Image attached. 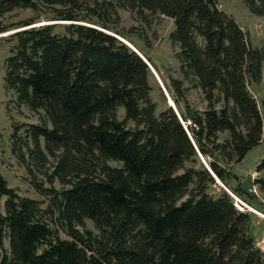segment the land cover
<instances>
[{
    "label": "trees",
    "instance_id": "obj_1",
    "mask_svg": "<svg viewBox=\"0 0 264 264\" xmlns=\"http://www.w3.org/2000/svg\"><path fill=\"white\" fill-rule=\"evenodd\" d=\"M39 2L68 8L54 20L70 23L60 33L30 18L11 35L5 90L16 109L44 114L39 123L14 125L11 145L30 172L62 188L32 180L43 200L20 196L0 164V264H264L253 215L230 194L207 191L214 176L226 183L230 171L219 159L211 170L186 167L214 152L235 165L264 143V102L260 108L251 91L264 80V48L250 44L219 0L109 2L173 20L169 39L184 80L207 102L185 127L172 107L156 114L147 61L109 33L102 6L81 17V0H0V20L16 9L38 12ZM245 3L264 17V0ZM184 80L172 81L176 103L185 101ZM256 172H264V154ZM263 182L255 184L264 190Z\"/></svg>",
    "mask_w": 264,
    "mask_h": 264
},
{
    "label": "rangeland",
    "instance_id": "obj_2",
    "mask_svg": "<svg viewBox=\"0 0 264 264\" xmlns=\"http://www.w3.org/2000/svg\"><path fill=\"white\" fill-rule=\"evenodd\" d=\"M109 2H114V0H81L80 4L82 6L75 11V14L87 17L90 13V8L96 7V5L102 6L101 10L98 9L102 16H106L105 22L112 27L109 33L128 42L145 58L149 67V84L152 88L151 98L156 104V114L171 106L181 118L182 114L187 116L186 111L188 109L192 112H202L207 107L204 95L199 87H195L189 81L184 80L180 63L176 56L179 48L174 46L169 39L170 32L174 29L173 20L149 12L137 14L126 9H120L114 4V6H110ZM39 7L40 11L38 12L30 8L16 9L0 20V27H7L6 31L0 32V164L5 179L10 187L16 189L20 196L43 200V197L34 190L31 184L32 180L41 182L45 187L61 189L62 186L58 180L50 181L43 172H39L36 169L30 172L27 166L20 162L12 153L11 134L14 131V125L22 127L25 124L39 123L44 114L43 112L39 114L32 113L26 107H22L20 110L13 107L11 103L12 95L7 93L4 87L5 59L9 56L11 48L16 43L15 40H10V38L13 33L23 29L20 26L21 22L34 18L36 20L34 26L56 24V31L60 33L70 23L68 21L54 20V18L58 17L60 11L69 10L59 3L39 2ZM219 7L236 19L247 32L252 46L264 48V17L252 14L246 6L245 0H219ZM104 10L107 12L106 14H104ZM83 23L89 24L88 22ZM148 42L150 44L149 48L147 46ZM175 79L184 80L182 88H184L185 101L179 100L178 103L175 102L177 95L172 84ZM251 91L257 99L260 108H262V103L264 102V80L259 85L252 86ZM170 98L174 105L169 104ZM8 106L11 108L10 112L7 110ZM182 121L186 127L191 125L190 120L185 121L182 119ZM228 138L229 134L225 132L220 134L219 140L224 142ZM263 154L264 143H261L253 148L243 161L235 165H226L220 158H217V152H214V154L209 155L199 154L196 160L193 163H187L186 167L194 166L197 169L206 168L211 170L209 163L219 159L220 165L227 168L230 171L228 174H232V177L227 178L226 183L215 179V183L208 186V193L217 197L223 192L228 194L229 191L238 192L239 185L249 176H252L254 181L260 178L264 181V173L256 172V166ZM256 193L255 198H258L259 195L264 198V190H261V184H256ZM240 196L256 210L253 201L248 196L245 194H240ZM4 200L2 203H4ZM45 205L43 204L44 207ZM251 214L264 218V214L260 212H251ZM86 227L95 230L91 221L86 222ZM61 236L65 237L64 234H61Z\"/></svg>",
    "mask_w": 264,
    "mask_h": 264
},
{
    "label": "built area",
    "instance_id": "obj_3",
    "mask_svg": "<svg viewBox=\"0 0 264 264\" xmlns=\"http://www.w3.org/2000/svg\"><path fill=\"white\" fill-rule=\"evenodd\" d=\"M229 194L232 196V198L234 200L235 206L240 211L250 212V213L251 212L252 213L258 212L248 202H246L239 194H237L235 192H231V191H229ZM254 246H255L256 249H258L262 253V255L264 257V232H261L260 234H258L255 237V239H254Z\"/></svg>",
    "mask_w": 264,
    "mask_h": 264
},
{
    "label": "water",
    "instance_id": "obj_4",
    "mask_svg": "<svg viewBox=\"0 0 264 264\" xmlns=\"http://www.w3.org/2000/svg\"><path fill=\"white\" fill-rule=\"evenodd\" d=\"M121 41H123L125 44H127L129 47H131L134 51L137 52V50H135L128 42L120 39ZM138 53V52H137ZM173 107V106H171ZM174 109V108H173ZM176 111V110H175ZM187 113V117L189 118V120H191L193 118V112L188 109L186 111ZM179 118L181 119L182 121V118L181 116L179 115ZM215 179L219 180L216 176H214ZM239 190L245 194L246 196L250 197V198H255L257 193H256V184H255V181L253 179L252 176H249L247 177L240 185H239Z\"/></svg>",
    "mask_w": 264,
    "mask_h": 264
},
{
    "label": "crops",
    "instance_id": "obj_5",
    "mask_svg": "<svg viewBox=\"0 0 264 264\" xmlns=\"http://www.w3.org/2000/svg\"><path fill=\"white\" fill-rule=\"evenodd\" d=\"M264 173V172H261ZM254 207L258 212L264 214V198L262 195L258 196V200L253 202ZM261 232H264V218L260 216H253L252 217V225H251V233L254 237H256Z\"/></svg>",
    "mask_w": 264,
    "mask_h": 264
},
{
    "label": "bare ground",
    "instance_id": "obj_6",
    "mask_svg": "<svg viewBox=\"0 0 264 264\" xmlns=\"http://www.w3.org/2000/svg\"><path fill=\"white\" fill-rule=\"evenodd\" d=\"M169 104H170V105H174V102L172 101L171 98L169 99Z\"/></svg>",
    "mask_w": 264,
    "mask_h": 264
}]
</instances>
